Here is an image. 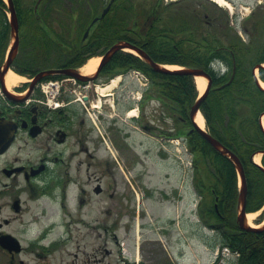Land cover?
Returning a JSON list of instances; mask_svg holds the SVG:
<instances>
[{
	"label": "flooded vegetation",
	"instance_id": "flooded-vegetation-1",
	"mask_svg": "<svg viewBox=\"0 0 264 264\" xmlns=\"http://www.w3.org/2000/svg\"><path fill=\"white\" fill-rule=\"evenodd\" d=\"M116 1L104 16L101 14L111 0H87L85 12L88 14L81 11L83 5L79 4L44 6L45 13L41 16L48 22L46 41L50 45L45 57L58 56L65 61L58 67L90 79L59 72L41 79L31 91L29 84H17L18 88L9 89L12 97L19 99L27 95V98L23 101L9 99L0 107V121L6 120L15 127L12 142L0 151V264H31L27 259L30 257L34 264H144L139 241L135 240L133 255L125 254L117 234H114V242L120 248H106L104 256L114 258L102 263L100 245L94 247L86 241L87 236L91 237V230L85 232L77 226L80 221H94V216H100L98 212L89 213L84 209L105 190L101 169L105 171L108 165H102V151L115 156L116 146L135 149L131 130L121 120L133 108L134 99H137L139 114L133 120L146 138L153 137L160 143L156 147L157 155L164 158L165 151H169L179 157L173 142L181 131L178 115L171 112L174 121L172 126L165 128L159 115L156 119L148 118L145 112L147 101L156 100L159 106L154 110L164 115L163 100L156 95L147 75L148 81L145 87H140L141 94L137 96L139 89L134 93L123 84L131 75L130 70L105 68L113 55L98 73L82 71L88 54L105 53L117 42L111 27L112 36L98 34L99 24L114 13ZM133 7L135 11H143L137 4ZM96 17L99 19L92 23ZM22 55L27 56L29 52ZM17 57L21 59L20 49ZM117 76L120 85L111 87ZM44 81H51L47 91L41 84ZM50 202L58 203L63 216L64 230L60 235H53L60 214L50 212ZM69 243H72V250H69ZM87 245L89 250H86ZM164 249L170 257L165 245L160 258L167 257ZM233 252L237 255V264L240 252ZM58 253L59 261L53 260ZM160 264L176 263L170 257Z\"/></svg>",
	"mask_w": 264,
	"mask_h": 264
},
{
	"label": "trees",
	"instance_id": "trees-1",
	"mask_svg": "<svg viewBox=\"0 0 264 264\" xmlns=\"http://www.w3.org/2000/svg\"><path fill=\"white\" fill-rule=\"evenodd\" d=\"M57 1L42 0L35 10L37 0H14L20 24L22 59L17 57L12 64L17 72L32 76L35 71L47 67L43 62L50 48L45 29L48 22L41 15L45 13L44 6ZM79 3L84 5L85 1ZM141 3L117 0L114 13L99 24V36H112L113 28L117 41L136 44L157 62L200 67L210 73L212 86L201 105L207 131L242 161L248 185L246 210L261 209L264 205V153L262 166L254 161V155L264 152V88L255 69L264 63V13L256 10L248 18L250 23L246 20L243 27L249 38L244 39L231 25L228 11L218 16L217 9L211 5L218 6L211 0H204L200 10L189 11L182 6L183 9L174 12L156 10L161 4L156 1L150 11H145L148 17L144 27H138L136 19L129 27L128 13L141 15L142 11H135L133 7L137 4L144 8ZM8 11L7 2L0 0V66L12 39ZM24 52L30 55L24 57ZM19 61L23 63L22 68ZM216 61L226 69L216 70L212 66ZM234 64L236 73L229 82ZM105 68L138 69L149 77L165 109L178 115L185 129L188 127L186 132L181 130L180 135L184 133L193 154V182L200 196L198 213L202 223L218 232L222 245L240 252L237 264H264V227L254 231L238 225L240 188L234 161L215 148L191 119V107L199 96L194 77L157 71L145 59L128 51L116 52ZM259 77L264 81L263 66L259 68Z\"/></svg>",
	"mask_w": 264,
	"mask_h": 264
},
{
	"label": "rangeland",
	"instance_id": "rangeland-1",
	"mask_svg": "<svg viewBox=\"0 0 264 264\" xmlns=\"http://www.w3.org/2000/svg\"><path fill=\"white\" fill-rule=\"evenodd\" d=\"M82 1L84 2L85 0ZM132 1L135 3L142 1L141 4H144V8L140 6L141 10L143 8L141 15L135 12L128 13L129 27H131L135 19L138 27H144L147 24L146 18L148 17L146 15L148 12L145 11L151 9L152 4H156V1L161 3L156 7V10L159 9L166 12L181 10L183 9L182 6L189 11L200 10L202 9L201 4L204 3V0H181L179 4L177 2L180 0ZM211 1L218 6L211 5L215 10L217 9L218 16H222L223 11H228L231 25L244 39L249 38L243 27L246 20L247 23H250L248 18L256 10L259 13H264V0H228L232 4L231 8L220 5L214 0ZM79 2L80 0L67 2L58 0L55 4H64L70 7L72 5L75 6V4L81 5ZM170 2L174 3L166 8ZM162 4L164 7H162ZM86 5L87 0L81 7L82 12L86 11ZM123 50L127 52L126 49ZM98 53L95 52V56ZM88 56L90 55L88 54L85 58ZM64 62V59L58 56L49 55L43 63L46 66H56ZM174 65L181 66L179 64ZM223 66L224 64L220 63L215 65L216 69L222 68L225 70L226 68ZM17 73L23 75L20 72ZM23 76H25L24 81L31 79L29 75ZM140 78L132 74L123 83L133 90L134 93H137V89H139L137 96L141 94L140 87H145V83H140ZM258 79L261 80L259 77ZM142 80L144 79L142 78ZM24 81H18L17 84H26L27 82L24 83ZM17 84L11 90L18 88ZM116 84L120 85L119 80ZM114 86L116 85L111 87ZM134 100L132 107L139 114L137 99ZM157 106L159 105L156 100L147 101L145 106L147 117L156 119L157 115H159V120L161 122L164 120L165 128L172 126L171 122L174 119L170 115L171 112L164 107V115L161 116L154 110ZM136 117V115L124 114L123 118H121L122 122L127 123L128 130H131V142L135 149L116 146L119 150L113 149L116 153L115 156L105 155L106 152L102 151V165H108L104 167L106 174H104V169H101L105 190L95 199L93 204L86 205L84 209L85 212L89 213L98 212L100 216H94V221H80L77 225L78 228L85 229V232L91 230V237L87 236L86 241L89 240L94 247L100 245L102 263L114 258V256H104L106 248L110 250L120 248V245L114 242V234H117L125 254L133 255L135 253V240L139 241L140 258L144 264H160L163 260H169L170 257H173L176 264H235L236 257L223 255V247L225 246L222 245L218 232L204 225L197 212L196 208L200 196L193 185L192 153L190 150L187 151L185 149L183 139H181L180 158L172 155L169 151H165V156L162 158L157 155L156 151V147L160 146V143H157V140L153 139V137L149 136L146 138V134L137 128V124L133 120ZM180 124L181 130H185V125L179 121ZM204 128L207 129V124H205ZM165 146H168L167 143H165ZM169 147L172 149L171 146ZM238 182L240 183V178ZM166 193L169 197L165 195ZM49 207L51 213L60 214L58 216L60 218L59 225L53 232V235H60L64 230L61 210L57 202H50ZM259 216L256 218L255 223L262 226L264 224V209H261ZM90 226L93 227L91 228ZM98 234L100 235L99 237ZM165 245L170 251V257L167 256V250L164 249L167 257L160 258V252L163 251V246ZM72 249V243H69V250ZM89 249L90 247L87 245L86 250ZM217 252L219 253V258H217V262L212 263L216 259ZM59 257L60 254L58 253V257L53 260L59 261ZM27 259L31 261V264L35 263L32 257Z\"/></svg>",
	"mask_w": 264,
	"mask_h": 264
},
{
	"label": "water",
	"instance_id": "water-1",
	"mask_svg": "<svg viewBox=\"0 0 264 264\" xmlns=\"http://www.w3.org/2000/svg\"><path fill=\"white\" fill-rule=\"evenodd\" d=\"M41 0H38L37 5L40 3ZM114 0H111L108 7L104 9L101 16H104L110 5L112 4ZM9 8H10V22L12 26V36H13V42L11 44V47L9 49V52L7 54L6 62L4 64L3 69L0 70V80L2 86H5L4 77L8 69L11 67L12 61L17 53L19 42H20V36H19V21L16 14V8L14 5L13 0H8ZM96 20H98V17L94 18V23ZM125 48L133 49L138 55H140L143 59H145L147 62L150 63V65L157 71L163 72V73H180V74H189L194 76L195 78L197 76H206L208 80L207 87L203 94H201L197 101L192 105L190 116L194 120L195 125L198 127L202 135L217 149L221 150L224 154L228 155L235 163L239 177L241 179V189H240V201H239V213L237 216L238 225L241 229L244 230H256L259 231L262 227H254L252 225L247 224V210H246V203H247V195H248V185H247V179L245 170L242 164V161L240 158L229 148L224 146L216 137H214L212 134H210L207 130L201 128L198 123L195 120V116L200 111L202 102L209 94V91L212 86V77L210 73H208L205 69L200 67H183L179 69H171L166 66V64L159 63L155 61L143 48L137 46L136 44L130 42V41H119L115 44H113L105 54H103V57L101 59L100 65L97 68V72L101 70V68L105 65V63L111 58V56L116 53L119 50H123ZM102 56V55H101ZM264 66V65H263ZM59 72H65L68 74H72L78 77H81L82 79H90L88 76L81 75L80 73L76 71H71L68 68H51L46 69L38 72L35 76L33 81H31L30 84V90L33 89V87L36 85V83L45 75L59 73ZM236 72V65H234L233 74L229 82H231L235 76ZM225 85V84H224ZM5 89V87H4ZM5 92L7 96L14 100V101H23L24 98L15 99V97H12L11 93H9L8 90L5 89ZM14 132L15 127L9 124L6 120L4 122L0 121V151L6 149L10 143L12 142L14 138Z\"/></svg>",
	"mask_w": 264,
	"mask_h": 264
},
{
	"label": "bare ground",
	"instance_id": "bare-ground-1",
	"mask_svg": "<svg viewBox=\"0 0 264 264\" xmlns=\"http://www.w3.org/2000/svg\"><path fill=\"white\" fill-rule=\"evenodd\" d=\"M214 1H216L220 5H224V6H227L230 8L232 7L231 2H229L228 0H214ZM126 50L133 51V49H130V48H126ZM99 62H100V56L91 57L90 59L87 60V62L82 67V71L86 74H93L96 71ZM166 66L168 68H172V69L180 67V66L174 65V64H166ZM24 79H25V76L17 73L13 69H9L5 75V82H6L8 89H11L13 86H15L18 83V81H24ZM118 80H119V78H115L112 81L110 86L115 85ZM208 80L209 79L206 76H197L195 78L196 85H197V88L199 89L200 93L204 92V90L208 84ZM262 85L264 87V82H262ZM129 115H131V116L137 115L136 109L132 108L129 111ZM195 119H196V122L198 123V125L201 128H204L206 122H205L204 115L201 113V111L197 113ZM261 155H262V153H257L255 155V160L257 162L261 161ZM260 212H261V210H258L256 212H249L247 214V223L252 225V226H260V225L255 223V220L259 216ZM192 264H198V263H192Z\"/></svg>",
	"mask_w": 264,
	"mask_h": 264
},
{
	"label": "built area",
	"instance_id": "built-area-1",
	"mask_svg": "<svg viewBox=\"0 0 264 264\" xmlns=\"http://www.w3.org/2000/svg\"><path fill=\"white\" fill-rule=\"evenodd\" d=\"M0 93H1V90H0Z\"/></svg>",
	"mask_w": 264,
	"mask_h": 264
}]
</instances>
